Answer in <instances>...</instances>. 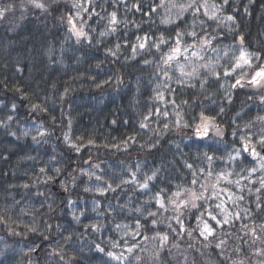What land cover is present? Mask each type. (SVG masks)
Listing matches in <instances>:
<instances>
[{"label":"trees","instance_id":"1","mask_svg":"<svg viewBox=\"0 0 264 264\" xmlns=\"http://www.w3.org/2000/svg\"><path fill=\"white\" fill-rule=\"evenodd\" d=\"M39 2L45 9L29 0H0V8L11 6L0 17V216L6 221L0 223V264H60L58 257L50 255L60 247L65 261L75 257L71 264H136L135 255L143 258V264H264V231L260 228L264 211L255 208V189L264 172L249 176L247 170L258 164L247 153L237 160L228 159L246 142L241 136H251L260 149L256 140L264 123L255 118L264 116V87L246 81L264 65V0H228L227 4L207 0L209 15L215 12L216 19L203 13L194 17L191 11L178 15L180 5L189 0H163V7H157L162 0ZM213 4L223 7L217 11ZM74 5L90 13L94 7L91 17L81 12L80 18H74L76 28L83 26L87 37L78 38L68 23V17L79 10ZM112 12L117 14L115 25L109 22ZM228 16L234 19L229 21ZM177 31L198 34V39L185 35L182 48L199 45L205 32L214 37L212 46L203 51L189 47L165 65L162 57L174 46ZM145 35L150 38L146 48L137 47L134 53L137 37ZM161 37L167 43L153 47ZM241 47L260 59H253L252 68L223 76ZM194 51L197 56L192 55ZM177 61L187 63L185 72L195 67L198 74L182 77ZM204 63L221 73L219 80L200 67ZM236 79H241L242 86L231 87ZM157 93L163 94V100ZM202 113L214 119L202 121ZM250 122V129L246 128ZM204 124H208V136L195 135ZM217 128L222 135L216 134ZM204 153L216 158L211 165L214 173H231L229 179L239 180L244 188L241 192L227 181L217 184L215 176L201 177L200 183L208 186L205 196L211 195V186L216 184L217 190L227 188L244 196L237 206L221 194L229 213L243 216L246 208L252 212L250 218L223 228L205 214L216 228L215 237L207 241L199 235L196 218L210 209L222 219L214 208L220 200L197 201V208H182L183 229L169 202L174 192L193 187L186 164L207 171ZM154 172L148 188H141ZM107 184L115 190L97 191ZM162 189L166 190L167 211L153 199ZM93 224L99 231L85 227ZM243 224L248 229H242ZM252 228L259 239L251 235ZM186 230L192 231L191 237ZM136 231L141 235H134ZM158 233L169 236L163 248ZM67 236L72 239L65 243ZM219 240H226L223 255L215 247ZM137 242L140 247L130 260L115 261L106 255L124 251L128 256L126 248ZM113 243L120 247L113 248ZM96 244L105 252L97 251Z\"/></svg>","mask_w":264,"mask_h":264},{"label":"snow or ice","instance_id":"2","mask_svg":"<svg viewBox=\"0 0 264 264\" xmlns=\"http://www.w3.org/2000/svg\"><path fill=\"white\" fill-rule=\"evenodd\" d=\"M29 2L34 4V6L37 8L45 9V5L43 3H40L39 0H29ZM89 3H92V0H89ZM227 3H228V0H223V4H227ZM173 6H175V5H173ZM74 7L78 8L79 10L74 14V16L70 15L68 17V23L72 26V31L74 32V34L78 38L79 37H87L88 34L83 30V26H81L80 29L76 28V24L74 23V18H80L81 12L88 13V15L91 17V15L94 13V7H93V12H91V13L88 11L87 8H82L81 5H74ZM133 7L138 8L139 5H134ZM157 7H163V0H162L161 4L158 5ZM212 7L214 9H216L217 11H219L220 8L223 7V5H221L220 8H217V6L215 4H213ZM10 8H11V6H8L6 8H0V17H3L5 15V12L9 11ZM153 11H155V9H153ZM188 11H191L192 15L194 17H197L199 14L203 13V15L208 16L209 19H216L215 12H213L211 15H209L207 0H189V3H187L186 5H180V12L178 13V15H183L184 12H188ZM226 19L231 21L234 18L232 16H228V17H226ZM109 22L112 25H115L118 23L116 12H112L109 14ZM203 23H204V21H201V24H203ZM82 24H83V21H82ZM193 26H195V20L193 21ZM111 30L115 31L116 29H115V27H113ZM101 35H104V33H101ZM185 35L191 36L193 39H198V34L195 31H192L190 33H184V32L177 31L176 36H175L174 41H173L174 46L169 49V53L165 54L166 58L162 57L163 64L170 65L173 60H175L180 54H182V51L187 52L189 47L199 48L201 51H203L206 47L212 46V40L214 39V37L209 38L208 33L205 32V38L202 39V41L200 42L199 45H189L187 47L182 48V41H183V37ZM149 39L150 38L147 35H145L143 38L137 37L138 44L133 46L134 53H135L137 47L141 50L145 49L147 41ZM141 40H143L144 42H139ZM242 40H243V38L241 37V42H242ZM166 43H167V41H165L161 37L160 42L159 43L153 42L152 46L159 49L161 44H166ZM116 47L118 49L120 46L117 45ZM212 51L218 53L220 50L217 48H212ZM224 54H225V56L228 55L227 52H225ZM112 55H115V52H112ZM192 55L197 56L198 52L194 51L192 53ZM200 59H203V57H200ZM218 59H219V57H218ZM253 59L259 60L260 56L257 54H254V53H248L247 51H245L241 47L239 56L233 58V62L231 64V67L226 68L223 71V76H225V77L231 76L233 73H236L238 70L243 71V69L245 67L252 68L253 67V64H252ZM144 63H148V61H144ZM177 63H178L179 70L181 72L182 77H189L190 78V77L198 74L197 68L194 67L191 72H185L184 71V65H179L178 61H177ZM200 67L205 69L207 74L215 76L217 78V80H219L221 73L217 72L216 68L214 66H212L210 63L201 64ZM164 75L168 76V73L165 72ZM170 78L171 77H169V79ZM178 82L182 83L183 81L181 80ZM246 83L251 85V86L264 87V65H261L257 69H255L254 74L251 76V79L247 80ZM237 86H242L241 85V79H236L235 83L233 85H231V87H237ZM157 98L163 100V98H164L163 94L157 93ZM261 99L264 100V97H261ZM170 102L175 104L174 100H172ZM184 103H187V102L185 101ZM13 107H15V106H13ZM37 107H38V105H33V108H37ZM220 111L223 112V108H221ZM162 114L164 116H167L168 113L164 112ZM149 115H152V113L150 112ZM9 119H11V117H9ZM145 119H147V117H145ZM201 119H202V121L210 122L214 118L206 117L202 113ZM255 121L264 123V116H257L255 118ZM251 124H252V122H250L249 125H245V127L250 129ZM141 127H146V125L142 123ZM166 127H167V125H165V128ZM194 134L197 136H201V137H207L208 136V124H204L203 130H201V128L198 127L195 130ZM216 134L222 135L223 134L222 130L217 128ZM41 135H43V134L41 133ZM233 135L235 136L236 133L234 132ZM253 135H255V134H253ZM33 139H35V137H33ZM65 139H68L67 136L65 137ZM240 140L246 141V142L241 145L240 149L235 150L236 151L235 156L229 155L228 159L229 160H237L241 156H243L245 153H247L249 156L252 157L253 163L258 164V167H253V168L247 170L249 176H251L253 173H256L257 171L264 172V154H262V152H264V128L260 129L259 139L256 140V144H258L261 147L262 152L256 151L255 145H253V143H252L251 136H248V137L241 136ZM88 143L91 144V143H93V141L89 140ZM76 150L79 151V148L77 147ZM203 156H204V159L208 162L207 171L205 170V168H199V169L194 170L192 164H186L185 166L192 172L193 178L191 180V185L193 187L181 188L180 190L174 192L172 194V197L169 198V202L173 205V211L177 213V215L174 217V219L176 220V222L180 226V228L183 229L184 225H183L182 212H181L182 208H187L189 206H191L192 208H197L198 207L197 201H202L204 203H207L209 200H212L214 198L217 200H220V203L215 204L214 208L219 210V215L222 216V219H218L217 215L213 214V211L210 209H205V212L201 213L200 216H197V218H196L198 221L197 230L199 231V235L201 237H203V239L205 241H207L209 239V237H215L216 228L213 227L212 224H210L208 222V219L204 218L205 214L212 221L215 222L216 226L223 228L225 225H232L236 221H239V220L243 219L244 217L250 218L252 216V212L250 209L246 208L243 210V216L241 215L240 212L229 213L227 211V208L225 207L226 201L221 199V194L222 193L226 194L228 200L231 201L233 205H237V206H238L239 201L244 200V196L243 195H235L234 193L230 192L227 188L217 190L216 184H213L211 186L212 187L211 195L205 196V192L208 191V186L205 183H200L201 177H204L205 179H207V178L215 176L217 184H219L221 181H227L229 184H235L240 189L241 192L244 191V188L240 186L239 180L231 181L229 179V176L231 175V173H227V174H225L224 172L214 173V171L211 167L214 160L216 159L214 156L208 155L207 153H204ZM220 159H222V158H220ZM40 172L44 173L45 169L41 168ZM55 172L57 174H59L60 169L59 168L55 169ZM134 176H135V174H133V177ZM155 176H156V173L154 172L152 176L146 177L145 182L140 184L139 186L143 189H147L148 188V181L154 179ZM51 179H52V177L49 176L48 180H51ZM96 179L100 180L102 178L96 177ZM242 179H247V178L242 177ZM45 182H47V181H45ZM126 182L127 181L121 180V183H126ZM259 184H260V187L255 189V192L257 193L256 201H255V208L257 209V211H264V205H262V203H261V200L264 199V196L260 195L261 193H264V177L260 178ZM196 186H198L199 191L196 190ZM24 187L27 188L28 185H24ZM116 187L118 188V187H120V185L117 184ZM177 187L179 188V186H177ZM109 190H113V191L115 190L112 188L111 184H107L106 187H100L97 189V191H99L101 194H103L104 192L109 191ZM247 190L249 192L252 191L251 188H249ZM161 193H164V195H162ZM165 196H166V190L162 189L160 192L155 194L153 199L159 205L160 209L167 211V208L165 207ZM137 211H139V210H137ZM155 215H156V213H149V216H155ZM74 218L76 220H79V217H74ZM0 223H6L3 216H0ZM156 223H157V221L155 219H153L152 224L155 225ZM85 227H91L93 230L99 231V226L95 225V224L85 225ZM125 227H127V226H125ZM141 227H142V225L140 224V222L136 221V228L140 229ZM169 227H171V226L169 225ZM117 228H120V225H117ZM260 228L262 231H264V225H260ZM242 229H248V225L243 224ZM30 231L35 232L36 229L32 228V229H30ZM173 231H175V230L173 229ZM186 231H187V235L189 237H191L192 231H188V230H186ZM249 231L251 232V235L253 237H255L256 239H259V237L257 236V232H256L255 228L249 229ZM176 234L180 235L179 232H177ZM126 235H127V233H126ZM134 235L139 236V235H141V232L136 231L134 233ZM157 235L159 236L160 241H161L160 247L163 248L165 246L166 242L168 241L169 236L167 235V233H165L163 235H160L158 233ZM224 235H230V233H224ZM71 239H72L71 236L65 237L64 238L65 243H68ZM144 239H148V237H144ZM245 243H247V241H245ZM225 244H226V240H219V242L216 243V245H215L216 248L221 249L220 255H223V247ZM112 247L117 248V247H120V245L117 243H113ZM139 247H140V245L138 242L133 243L131 246H128L126 248V252L129 254L128 256L125 255L124 251H121L119 254H117V252H115V251H108V252H106V255L115 261H127V260L131 259L132 254L134 253V250L139 248ZM176 247H178V245H176ZM95 248L99 252H105V249L102 248L99 244H96ZM237 251H240V249H237ZM258 251H260V250H258ZM261 254H264V252H261ZM50 255H52L54 258L58 257L60 264H71V261L73 259H75V257H70L68 261H65V254H64L63 247H60L59 249H53V251ZM134 261L136 262V264H143V258L140 255H135ZM234 264H235V262H234ZM241 264H242V262H241Z\"/></svg>","mask_w":264,"mask_h":264},{"label":"rangeland","instance_id":"3","mask_svg":"<svg viewBox=\"0 0 264 264\" xmlns=\"http://www.w3.org/2000/svg\"><path fill=\"white\" fill-rule=\"evenodd\" d=\"M182 65H187V63H182ZM247 70V69H246ZM249 72V71H248ZM251 73H254V71L253 72H251ZM260 149H261V147H259ZM260 152V151H259ZM251 157V156H250ZM252 158V157H251Z\"/></svg>","mask_w":264,"mask_h":264},{"label":"water","instance_id":"4","mask_svg":"<svg viewBox=\"0 0 264 264\" xmlns=\"http://www.w3.org/2000/svg\"><path fill=\"white\" fill-rule=\"evenodd\" d=\"M264 153V152H263Z\"/></svg>","mask_w":264,"mask_h":264}]
</instances>
